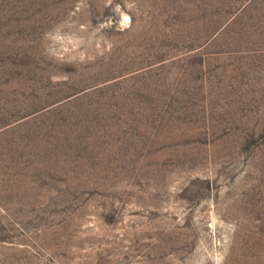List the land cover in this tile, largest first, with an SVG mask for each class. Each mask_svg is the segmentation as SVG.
Here are the masks:
<instances>
[{
    "label": "rangeland",
    "instance_id": "obj_1",
    "mask_svg": "<svg viewBox=\"0 0 264 264\" xmlns=\"http://www.w3.org/2000/svg\"><path fill=\"white\" fill-rule=\"evenodd\" d=\"M0 264H264V0H0Z\"/></svg>",
    "mask_w": 264,
    "mask_h": 264
}]
</instances>
